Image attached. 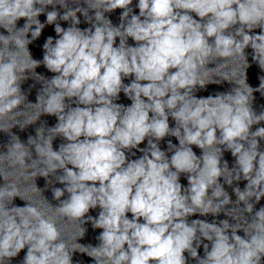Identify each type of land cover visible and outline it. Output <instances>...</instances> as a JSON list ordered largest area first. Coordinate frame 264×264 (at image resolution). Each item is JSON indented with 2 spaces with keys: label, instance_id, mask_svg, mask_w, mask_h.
Here are the masks:
<instances>
[{
  "label": "clouds",
  "instance_id": "1",
  "mask_svg": "<svg viewBox=\"0 0 264 264\" xmlns=\"http://www.w3.org/2000/svg\"><path fill=\"white\" fill-rule=\"evenodd\" d=\"M256 93L264 0H0V264H264Z\"/></svg>",
  "mask_w": 264,
  "mask_h": 264
}]
</instances>
